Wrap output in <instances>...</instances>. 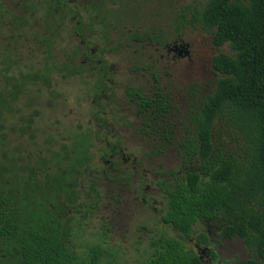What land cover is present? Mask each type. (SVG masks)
Returning a JSON list of instances; mask_svg holds the SVG:
<instances>
[{"label":"trees","instance_id":"trees-1","mask_svg":"<svg viewBox=\"0 0 264 264\" xmlns=\"http://www.w3.org/2000/svg\"><path fill=\"white\" fill-rule=\"evenodd\" d=\"M175 23L177 29L198 26L211 37L215 81L179 116L180 159L157 184L166 208L155 224L169 233L148 239L141 264H204L190 242L211 247L210 227L220 238L243 243L247 257L237 264H264V0L186 5ZM15 103V96L0 91L2 146ZM34 119L27 117L24 126L28 145H18L15 155L3 151L0 160V264H120L108 247L113 230L102 223L92 231L82 223L101 199L93 182L88 200H80L85 170L96 161L91 133L70 134L59 148L29 149ZM145 120L138 132L150 128L173 143L177 126L169 129L170 119L162 132L161 123Z\"/></svg>","mask_w":264,"mask_h":264},{"label":"flooded vegetation","instance_id":"flooded-vegetation-1","mask_svg":"<svg viewBox=\"0 0 264 264\" xmlns=\"http://www.w3.org/2000/svg\"><path fill=\"white\" fill-rule=\"evenodd\" d=\"M110 1L0 0V47L16 56L10 57L2 66L10 75L20 64L16 62L19 51L26 50L33 59L38 54H43L40 61L25 66L24 71L19 70L16 77L5 80L7 86L12 85L7 93L15 96L17 102L20 96L37 88L40 93L48 92V97L56 101L57 98L66 100L63 91L72 88L74 98L84 107L79 112L86 113L88 122L92 125L91 135L95 141V149L101 148L100 151L94 150L95 163L104 160L107 171H113L118 176V161L123 156L126 159L129 155L126 151L131 152L129 142H125V134H132L136 129L135 133L143 135V140L146 139L149 146L158 147L156 154L159 159L165 158L166 145L173 144H168L162 138L156 143L153 140L159 136L153 135L150 128L145 135L138 132L137 127L142 125L144 116L145 121L151 124L161 123V132L167 119L171 123L169 129L174 124L179 125V116L184 113L182 99L185 95H192L190 85H183L180 73L182 61L190 57L191 45L184 40V27L177 29L178 24L175 23L183 13L184 6L180 8V0H176L177 3L164 0L161 7L159 0ZM119 1L122 8L115 14ZM123 2L127 6L123 7ZM153 6L155 14L151 11ZM127 7L137 12L133 14L128 10L125 14ZM170 12L173 14L171 23H174L175 28L171 38L163 26ZM121 19L126 21L123 26ZM153 21H157V26L153 25ZM57 41L58 44L55 43ZM63 43L66 44V49L58 48ZM192 86L194 96L191 104L195 106L198 102L195 95L198 86ZM7 115L18 116L16 125H3L6 134L3 147L15 155L18 145L12 150L7 147L10 144L8 131L17 134L18 142L24 139L27 119L21 109ZM32 117L30 115L28 118ZM74 130L76 132L70 134L82 136L89 133L83 134L76 128ZM113 132L114 141L109 143ZM163 136L164 134L160 135ZM98 139H102L104 145L98 143ZM63 142L51 136L43 143L59 148ZM38 146L42 147L39 142ZM131 158L140 166V162L135 160L140 157L130 155L126 160L131 161ZM88 174L89 171L85 170V177ZM155 174L158 175L156 191L163 197L157 184L164 178V171ZM197 248L201 250L202 247ZM203 248L209 250L210 247ZM200 258L204 262L202 256Z\"/></svg>","mask_w":264,"mask_h":264},{"label":"rangeland","instance_id":"rangeland-1","mask_svg":"<svg viewBox=\"0 0 264 264\" xmlns=\"http://www.w3.org/2000/svg\"><path fill=\"white\" fill-rule=\"evenodd\" d=\"M207 1L208 0H180L179 6L182 9V6H191L197 2L205 4ZM109 2L111 1L109 0ZM158 2L160 3V7L165 3L164 0H159ZM172 2L174 3L176 0H172ZM119 4L122 5L119 1L116 7L117 10L114 12L115 14H118L119 12L117 11H120L122 8ZM125 6H127V4L123 2V7ZM168 8H170L169 5ZM128 10L133 14L137 12L127 7L125 14H127ZM151 11L155 14L154 6L151 8ZM172 17L173 14L170 12L167 18H165V23L163 22L166 33L170 38L172 35L171 33L175 30L174 23H171ZM121 23L123 26L126 21L121 19ZM128 23L132 25L130 22ZM142 23H144V21H142ZM156 23L157 21H153L154 26H157ZM184 40L191 45V52L190 57L182 61L183 67L180 69L183 85H190L189 89L193 88L192 85L198 86L197 94L201 92L206 94L215 81L211 66L215 48L212 45L211 37L200 27L196 26L185 28ZM58 48L66 49V44L63 43ZM42 56L43 54L40 53L33 59L28 55L26 50L23 52L19 51L16 62L20 64L17 69L13 70L14 73L10 75L2 66L10 57L16 56L10 53L8 54L0 47V91L6 93L12 88V85H6V79L2 77L3 75L9 78L16 77L19 70L24 71L25 66L33 65L32 63L40 61ZM13 61L15 63V60ZM72 92V88L63 91L64 98L68 100L67 102H65L66 100H58V98L56 101H53L52 98L48 97V92L43 91L40 93L37 88L29 91L26 95L20 96L19 100L14 104L15 111L17 112L18 109H21L26 119L30 115L35 118V123L33 125L37 133L35 134V141L32 146H29V149H32V147L34 149H37V147L39 148L38 142L44 147L47 144L43 142L48 140L51 136L56 137L57 141H65V138L70 135V132H76V130H74L75 128L77 130L80 129L83 134L88 132L91 134L93 133L92 125L89 124L86 113L79 112V109L82 111L84 107L77 102L74 98L75 94H72ZM39 95H41V98ZM182 102L184 106L183 111L186 113L192 105L191 103H193L192 95H185ZM184 113L181 114L183 115ZM17 120L18 116L14 117L11 115L6 125L12 127V125H16ZM121 126L123 127L122 123ZM179 127L181 128V125H178L175 132L171 133L170 138L173 144L170 146L166 145V155L163 159L157 158L156 151L158 147L149 146L145 141L146 139L143 140V135L135 133V129L132 134H125L127 137L125 142H129L128 146L131 149V152L126 151L127 154L129 153L126 159L130 158V155L140 157L141 159H135L137 162H140V166H137L136 162H133V158H131V161H127L123 159V156L120 158L121 160L118 161V163H120L118 167V176H116L113 171H107L104 160L101 163H95L94 167L89 170L87 181L84 182V191H82L83 198L80 200H88L87 194L90 188L89 185L93 182L96 183L95 186L98 188L97 194L101 195V199L99 205L93 207L97 208V211L92 218L89 219L88 217L83 219L82 223L85 228L92 231H96V228H99L102 223H105L113 230V233L108 232V247L113 252L117 253L120 264H141L143 257L148 254L146 253L148 239L153 235L159 234V232L164 231V233H169L160 226L156 227L155 224L156 217L166 208L164 198L161 197V193L156 191L157 187L155 183L158 175L155 173L163 170H173L178 165L180 158L176 146L177 134L180 130ZM8 132L10 144H8L7 147H10L11 150L17 145H21L22 147L28 145L30 133L18 142L17 134H12L10 131ZM110 135L108 141L109 143H113L114 132ZM160 138L161 137L156 138L153 141L157 143L161 140ZM98 143L104 145L102 139H98ZM97 145L100 146L99 144ZM0 148H2L0 152L1 160L2 153L6 150V147L0 145ZM95 150L100 151L101 148ZM25 151L26 153L28 152V150ZM92 195L97 196L95 193ZM209 232L212 241L209 250H205L203 247L199 250L194 241L190 242L191 246L202 256L205 264H237L238 259H245L247 257L246 248L240 240L231 241L219 238L215 227H210ZM136 245L140 248L137 249L136 247L135 249ZM204 250L205 252H203ZM212 252L217 255V259L212 257Z\"/></svg>","mask_w":264,"mask_h":264}]
</instances>
